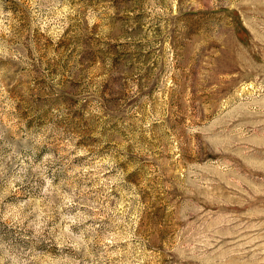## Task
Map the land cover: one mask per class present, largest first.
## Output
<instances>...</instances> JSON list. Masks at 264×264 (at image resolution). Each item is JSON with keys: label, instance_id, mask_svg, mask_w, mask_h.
<instances>
[{"label": "rangeland", "instance_id": "rangeland-1", "mask_svg": "<svg viewBox=\"0 0 264 264\" xmlns=\"http://www.w3.org/2000/svg\"><path fill=\"white\" fill-rule=\"evenodd\" d=\"M0 264H264V0H0Z\"/></svg>", "mask_w": 264, "mask_h": 264}]
</instances>
